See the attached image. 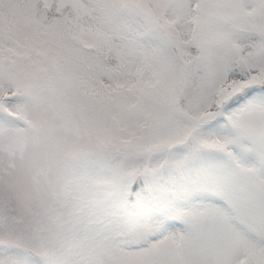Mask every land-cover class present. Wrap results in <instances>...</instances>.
Masks as SVG:
<instances>
[{"label": "snow or ice", "instance_id": "snow-or-ice-1", "mask_svg": "<svg viewBox=\"0 0 264 264\" xmlns=\"http://www.w3.org/2000/svg\"><path fill=\"white\" fill-rule=\"evenodd\" d=\"M178 145L235 161L227 210L106 246L81 178ZM0 264H264V0H0Z\"/></svg>", "mask_w": 264, "mask_h": 264}, {"label": "rangeland", "instance_id": "rangeland-1", "mask_svg": "<svg viewBox=\"0 0 264 264\" xmlns=\"http://www.w3.org/2000/svg\"><path fill=\"white\" fill-rule=\"evenodd\" d=\"M255 95L238 102L239 96L234 98L230 109ZM212 128L221 131L217 122ZM248 163L257 164L254 158H248ZM236 178L235 161L225 153L178 145L153 154L138 170L122 166L104 175H86L77 192L85 217L102 243L131 252L183 231L193 211H226L221 192L226 182Z\"/></svg>", "mask_w": 264, "mask_h": 264}, {"label": "trees", "instance_id": "trees-1", "mask_svg": "<svg viewBox=\"0 0 264 264\" xmlns=\"http://www.w3.org/2000/svg\"><path fill=\"white\" fill-rule=\"evenodd\" d=\"M250 94H254V92H250V93H248V94H242L241 96H239V99L236 101V102H238L241 98L242 99H248V96L250 95ZM248 95V96H247Z\"/></svg>", "mask_w": 264, "mask_h": 264}]
</instances>
